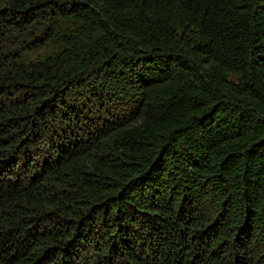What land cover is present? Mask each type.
<instances>
[{"label": "trees", "instance_id": "obj_1", "mask_svg": "<svg viewBox=\"0 0 264 264\" xmlns=\"http://www.w3.org/2000/svg\"><path fill=\"white\" fill-rule=\"evenodd\" d=\"M0 264H264V0H0Z\"/></svg>", "mask_w": 264, "mask_h": 264}]
</instances>
